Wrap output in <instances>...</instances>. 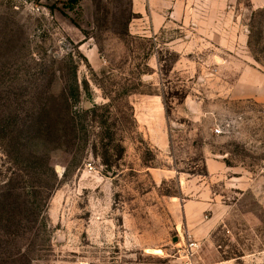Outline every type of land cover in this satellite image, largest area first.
<instances>
[{
    "label": "rangeland",
    "instance_id": "374dc122",
    "mask_svg": "<svg viewBox=\"0 0 264 264\" xmlns=\"http://www.w3.org/2000/svg\"><path fill=\"white\" fill-rule=\"evenodd\" d=\"M133 5L0 0V119L60 115L75 78L99 106L65 178L49 146L56 188L0 137V209L41 210L0 264H264V0H181L156 33Z\"/></svg>",
    "mask_w": 264,
    "mask_h": 264
},
{
    "label": "trees",
    "instance_id": "16d2710c",
    "mask_svg": "<svg viewBox=\"0 0 264 264\" xmlns=\"http://www.w3.org/2000/svg\"><path fill=\"white\" fill-rule=\"evenodd\" d=\"M74 102H80V90L77 84V79L74 80ZM62 96V106L60 108L61 114L54 117V109L49 111L50 118L48 120H33L22 121L17 117L10 118V116H3L0 119V137L5 144L6 155L13 159L17 163L27 164L30 168L35 166H49L53 175L54 182L53 188H56L61 180H58V176L55 172L54 166L51 165V159L49 157V146L55 148H61L67 153L72 154V146L77 145L79 150L84 146L85 137L87 138V131L85 125V119L91 114L93 117L99 106L95 105L90 109H82L77 112L73 111V100L70 97ZM52 98H56L52 96ZM53 112V113H52ZM10 115V114H9ZM115 121V126H116ZM39 145V146H37ZM118 149L124 150L121 142L117 144ZM67 149V150H66ZM92 152L94 156H98L96 151V145L92 146ZM81 157H78L76 153L69 156V161L66 162V168L63 175L65 178L71 170L76 169L81 164ZM107 162H105L106 164ZM18 206V207H17ZM3 206L8 215H3L2 209H0V238L9 230L19 231L27 228H34L37 222V210L39 206L23 203L21 205ZM41 211V210H40ZM12 212V215H11ZM27 212L32 215L33 218H25L24 216H15L14 214ZM39 212V211H38ZM1 240V239H0ZM1 246V242H0Z\"/></svg>",
    "mask_w": 264,
    "mask_h": 264
},
{
    "label": "crops",
    "instance_id": "0c3cea01",
    "mask_svg": "<svg viewBox=\"0 0 264 264\" xmlns=\"http://www.w3.org/2000/svg\"><path fill=\"white\" fill-rule=\"evenodd\" d=\"M181 0H134L135 12L145 19L141 22L144 32L156 33L160 30L169 15L175 14L180 9ZM224 164L222 161L211 160L208 162L210 173L222 171Z\"/></svg>",
    "mask_w": 264,
    "mask_h": 264
},
{
    "label": "built area",
    "instance_id": "2783aa9c",
    "mask_svg": "<svg viewBox=\"0 0 264 264\" xmlns=\"http://www.w3.org/2000/svg\"><path fill=\"white\" fill-rule=\"evenodd\" d=\"M33 2H35V0H33ZM37 7H38V9H39V6L37 5ZM194 244H192V246H193Z\"/></svg>",
    "mask_w": 264,
    "mask_h": 264
}]
</instances>
